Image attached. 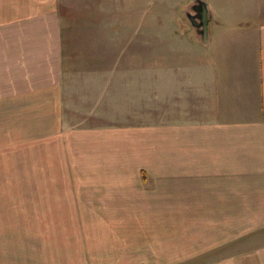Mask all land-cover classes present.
<instances>
[{"label": "rangeland", "instance_id": "1", "mask_svg": "<svg viewBox=\"0 0 264 264\" xmlns=\"http://www.w3.org/2000/svg\"><path fill=\"white\" fill-rule=\"evenodd\" d=\"M55 1L63 24L98 25L94 49L113 59L104 70L120 72L121 91L136 93L118 114L128 124L146 127L129 129L135 159L126 160L125 177L115 162L111 167L113 161H98V174H86L93 171L88 166L65 175L60 161L48 160L45 146H19L13 151L18 159L7 161L18 174L0 190L2 241L21 248L25 259L39 254L41 263L234 264L231 258H237L264 264V248L251 243L256 233L247 230V222L239 232V208L229 213L224 207L223 178L207 176L204 153L216 147L223 154V143L208 141L211 133L201 127L218 120L219 113L194 111L184 86L195 65L206 61L205 45L187 18L194 0ZM202 1L212 23L264 10V0ZM144 166L147 175L140 178ZM120 193L127 201L118 206L114 199ZM230 216L232 240L225 223Z\"/></svg>", "mask_w": 264, "mask_h": 264}, {"label": "crops", "instance_id": "2", "mask_svg": "<svg viewBox=\"0 0 264 264\" xmlns=\"http://www.w3.org/2000/svg\"><path fill=\"white\" fill-rule=\"evenodd\" d=\"M56 6L55 0H0V190H7L2 185L18 174L7 161L18 159L13 151L23 144L48 148L54 154L48 160L60 161L65 175L88 166L93 171L86 174H98V161H113L111 167L115 162L125 177L130 172L126 160L135 159L129 129L146 127L128 124L118 114L136 93L134 88L132 94L128 88L121 91L120 72L104 70L113 59L94 49L98 25L63 24L65 16ZM210 16L209 10L206 61L195 65L184 86L194 111L219 113L218 120L201 126L212 135L208 141L223 143V154L216 147L204 153L207 176L223 178L224 207L229 213L239 208V232L247 222V230L256 233L251 243L264 248V10L244 12L234 21L213 18L212 23ZM194 167L199 170L200 162ZM146 172L145 166L139 169L140 178ZM125 197L120 193L114 200L120 206ZM237 247L242 254L243 243ZM32 255L35 260L25 259L23 250L8 247L0 234V264H55Z\"/></svg>", "mask_w": 264, "mask_h": 264}, {"label": "water", "instance_id": "3", "mask_svg": "<svg viewBox=\"0 0 264 264\" xmlns=\"http://www.w3.org/2000/svg\"><path fill=\"white\" fill-rule=\"evenodd\" d=\"M198 6L200 12L197 15L187 14V18L189 19L191 25L195 28V31L198 36H200L202 43H207V33H208V19H209V11L207 5L202 0H194V4L191 7V10L194 12V7Z\"/></svg>", "mask_w": 264, "mask_h": 264}, {"label": "flooded vegetation", "instance_id": "4", "mask_svg": "<svg viewBox=\"0 0 264 264\" xmlns=\"http://www.w3.org/2000/svg\"><path fill=\"white\" fill-rule=\"evenodd\" d=\"M194 10H195V11H194V12L192 11V12H193L195 15L198 16V14H199V12H200L199 7H198V6H195V7H194ZM190 14H191V13H190Z\"/></svg>", "mask_w": 264, "mask_h": 264}]
</instances>
